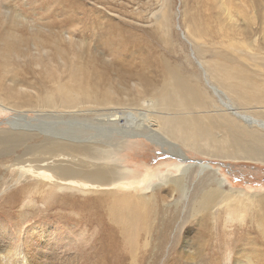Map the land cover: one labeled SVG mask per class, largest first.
I'll use <instances>...</instances> for the list:
<instances>
[{
  "label": "bare ground",
  "instance_id": "6f19581e",
  "mask_svg": "<svg viewBox=\"0 0 264 264\" xmlns=\"http://www.w3.org/2000/svg\"><path fill=\"white\" fill-rule=\"evenodd\" d=\"M228 3L220 5L233 22L231 28L239 33L228 46L235 60L222 52L197 49L200 60L194 53L192 57L203 82H192L168 61L159 63L148 52L145 63L156 75L155 84L149 86L143 80V68L137 71L126 58H115L118 55L110 51L100 53L98 47L83 39L75 45L71 36L32 25L0 0V83L4 85L0 87V108L15 110L13 119L7 122L10 129L0 132V159L7 162L2 173L18 176L16 185L22 177H33L37 181L55 180L57 188L78 187L109 195L117 194V189L143 184L152 195L163 193L160 197L164 199L179 193L186 195L187 172L196 177L211 172L210 180L215 183L210 182L194 194V214L205 213L206 220L209 211L217 206L219 209L239 204V213L253 207L264 220V195H241V200L232 190H221L224 181L218 169L209 164L173 165L178 177L170 174L159 177L156 185H147L155 172L129 177L131 170L113 160L114 153L128 139L141 137L179 160H185L190 150L212 159L264 164V7L260 16L253 2V9L242 4L236 11ZM236 16L249 31L240 30ZM146 92L151 93L150 101L144 99ZM90 130L113 137L112 145L106 146L110 149L56 138L64 135L81 139L82 131ZM43 132L49 135L34 142V136ZM93 137L98 135L94 133ZM91 159L103 162L91 163ZM142 199L123 210L121 239L111 229L101 227L102 241L96 252H105L102 259L109 256L113 264H119L121 249L131 254L139 247L137 237L157 235L151 220L153 205L150 207L149 200ZM164 243L161 239L151 244L149 252L155 257ZM146 244H141L142 248ZM66 247L57 240L42 246L38 241H24L17 248L0 242V264H55ZM247 262L253 264L248 258Z\"/></svg>",
  "mask_w": 264,
  "mask_h": 264
},
{
  "label": "rangeland",
  "instance_id": "374dc122",
  "mask_svg": "<svg viewBox=\"0 0 264 264\" xmlns=\"http://www.w3.org/2000/svg\"><path fill=\"white\" fill-rule=\"evenodd\" d=\"M2 2L14 14L25 18L32 25L71 36L75 45L77 40L83 39L93 47H98L100 53L110 51L118 55H114L115 58H126L128 63H132L131 66L138 68L137 71L140 72L143 68V80L148 85L155 84L156 79L148 62L145 63L148 52L153 53L159 63L168 61L180 70L187 80L203 82L200 69L192 57L194 53L200 60L197 49H211L210 53L222 52L235 60V55L228 46L239 33L237 29L231 28L233 22L225 16L220 4L229 2L231 10L236 11L241 9L242 4L248 9H253V2L260 16L264 7V0ZM245 11L243 10V15L247 13ZM236 17L235 21L237 26L240 25V30L249 31L245 29L243 20ZM248 26L251 28V25ZM243 36L248 38V33L244 32ZM0 85L4 86L1 83ZM144 99L150 101L151 93L146 92ZM14 111L12 108H0V132L10 129L7 122L13 119ZM29 116L36 117L35 114ZM20 123L19 121L18 124ZM82 127L86 129L85 125ZM94 133L98 137H93ZM45 135L49 134L43 132L40 136L37 135L39 137L34 136V142H39ZM56 138L66 142L97 144L102 150L110 149L106 146L112 145L114 139L111 136L106 138L96 130L82 131L81 139L75 140L64 135ZM186 155L185 160H179L166 149L136 137L128 139L122 148L114 153L113 160L117 165L131 170L129 177L134 178V173L142 176L155 172V177L148 179L147 185H156L159 177L170 174V177H178L179 172L173 165L203 162L218 169L219 177L224 181V185L220 186L221 190H232L241 200V195H264V164L212 159L190 150ZM102 162L91 159V163ZM6 165L7 162L0 159V242L11 243L13 248L19 247L24 241H38V245L42 246L46 241L57 240L67 247L55 264H113V258L109 256L102 259L105 252H96L102 241L99 238L101 227L111 229L115 237L121 239L119 231L124 226L123 210L130 205H136L144 198L149 200L147 203L150 207L153 205L150 208L151 220L157 235L137 237L139 247L131 250V254L129 250L121 249L118 252L119 264H248L247 258L251 259L253 264H264V220H261L253 207L239 213V204L230 208L218 209L217 206L209 211L211 213L207 215L206 220L203 218L205 213H193L194 194L210 182L215 183L210 180L213 177L211 172H203L198 177L190 171L187 172L186 195L179 193L161 199L163 193L152 195L150 189L143 184L127 190L117 189V194H111L112 196L78 187H75V190L62 185L57 188L54 186L55 180L37 181L33 177H22L16 185L18 176L2 173ZM126 191L128 193H123ZM164 225L168 227L164 228ZM126 226L132 228L130 225ZM159 229L162 230L160 234ZM161 239H164L165 243L161 251L154 250V257L149 252L151 244H156ZM143 243H147L145 248H142Z\"/></svg>",
  "mask_w": 264,
  "mask_h": 264
}]
</instances>
